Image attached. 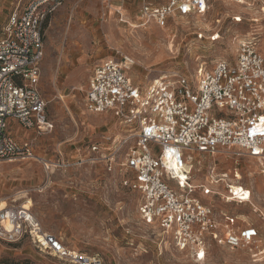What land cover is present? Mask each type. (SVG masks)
<instances>
[{
  "label": "built area",
  "instance_id": "2783aa9c",
  "mask_svg": "<svg viewBox=\"0 0 264 264\" xmlns=\"http://www.w3.org/2000/svg\"><path fill=\"white\" fill-rule=\"evenodd\" d=\"M63 1L26 0L9 13L1 28L0 161L36 160L46 172L88 165L116 173L121 186L140 194L137 212L142 223L170 235L175 248L195 262L206 260L212 244L256 247L258 229L204 202L198 190L210 191L193 184L191 174L207 158L208 182L224 184L226 203L249 201L250 192L243 186L237 185L248 193L246 199L232 191L236 185L230 170L219 171L208 159L229 153L264 162V52L252 39H242L232 60L218 58L209 67L202 62L192 77L166 72L146 84L131 79L135 63L131 57L121 53L105 57L86 80L84 106L90 113L112 115L125 128L124 134H103L100 141L77 147L72 160L61 151L55 160H45L35 155L31 139L16 141L8 123L13 120L38 135L53 129L39 86L40 67L44 26ZM214 1L142 0L137 18L139 25L152 22L166 28L173 17L204 16ZM230 1L247 7L264 4V0ZM196 36L203 38L202 33ZM218 38V34L209 37ZM235 180L238 183L240 176ZM22 239L65 263L101 264L98 255L71 249L45 230L29 207L6 205L0 209V241Z\"/></svg>",
  "mask_w": 264,
  "mask_h": 264
},
{
  "label": "rangeland",
  "instance_id": "374dc122",
  "mask_svg": "<svg viewBox=\"0 0 264 264\" xmlns=\"http://www.w3.org/2000/svg\"><path fill=\"white\" fill-rule=\"evenodd\" d=\"M164 2L166 0H156ZM26 0H0V31L9 13ZM142 0H64L43 31L44 54L40 90L53 129L38 135L9 120L16 140L31 139L37 155L55 158L57 144L65 159L76 154L75 145L91 144L103 134L120 137L125 128L110 114L85 109L83 89L93 66L119 53L134 59L129 71L137 84L160 74L179 72L189 77L198 65L208 67L218 58L232 60L238 43L252 39L264 52V4L237 5L215 0L204 16L173 17L166 28L149 22L139 25ZM235 18H239L236 21ZM202 33L198 39L196 34ZM219 38L210 41L209 37ZM118 53V54H117ZM207 158L196 164L191 182L210 193L198 196L215 209L238 215L259 231L256 247L212 244L204 262H195L175 248L170 235L142 223L137 212L140 194L120 185L121 176L102 167L73 166L45 172L36 160L0 161V200L30 210L42 227L71 249L98 255L101 264H264V168L255 159L216 155L217 170H230L232 185L250 192L248 202L225 201L224 184H209ZM236 170L233 171L232 169ZM240 176L237 183L235 176ZM0 264H69L37 251L28 239L0 241Z\"/></svg>",
  "mask_w": 264,
  "mask_h": 264
},
{
  "label": "crops",
  "instance_id": "0c3cea01",
  "mask_svg": "<svg viewBox=\"0 0 264 264\" xmlns=\"http://www.w3.org/2000/svg\"><path fill=\"white\" fill-rule=\"evenodd\" d=\"M19 5H17L16 7H18ZM49 118V117H48ZM51 120V119H50ZM51 122H52V120H51ZM53 123V122H52ZM18 124V123H17ZM8 132H9V134L16 140V138H15V135H14V133L13 132H16V131H11L10 130V123H8ZM26 139V138H25ZM25 139H21V140H16V141H18V142H20V141H23V140H25ZM59 145H60V143L59 144H57V146H56V148H57V150L59 151ZM77 147H79V146H77V145H75L74 146V148L72 149H70V150H73L74 152H76L75 150L77 149ZM34 153H35V155H37L36 154V151H35V149H34ZM38 157H40V158H43V159H45V160H49V161H53V160H55L56 158H57V156L55 157V158H53V159H48L47 157H45V156H41V155H37ZM72 157H70V158H74L75 156H76V154H74V155H71ZM68 159V158H67ZM28 161V160H27ZM1 162H6V161H1ZM12 162H15V161H12ZM46 172V171H45Z\"/></svg>",
  "mask_w": 264,
  "mask_h": 264
},
{
  "label": "bare ground",
  "instance_id": "6f19581e",
  "mask_svg": "<svg viewBox=\"0 0 264 264\" xmlns=\"http://www.w3.org/2000/svg\"><path fill=\"white\" fill-rule=\"evenodd\" d=\"M232 191H234L237 195L241 196L243 199H246L248 196V193L246 191H242L237 185L232 187ZM30 204L31 202L29 200L27 201V203H24L25 207H30ZM6 205L7 202L5 200H0V209H3L4 207H6Z\"/></svg>",
  "mask_w": 264,
  "mask_h": 264
}]
</instances>
